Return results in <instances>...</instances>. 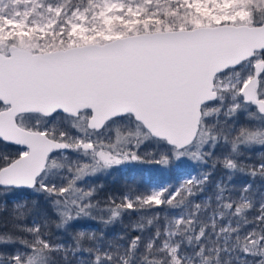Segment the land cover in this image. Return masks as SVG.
Instances as JSON below:
<instances>
[{"label": "snow or ice", "instance_id": "6c2138e0", "mask_svg": "<svg viewBox=\"0 0 264 264\" xmlns=\"http://www.w3.org/2000/svg\"><path fill=\"white\" fill-rule=\"evenodd\" d=\"M132 164L183 178L97 199L89 179ZM257 181L264 0H0V247L17 246L0 264H264ZM129 212L140 235L126 246L73 231Z\"/></svg>", "mask_w": 264, "mask_h": 264}, {"label": "trees", "instance_id": "16d2710c", "mask_svg": "<svg viewBox=\"0 0 264 264\" xmlns=\"http://www.w3.org/2000/svg\"><path fill=\"white\" fill-rule=\"evenodd\" d=\"M153 147V144H145L141 151H147ZM5 150L14 151L11 146H8ZM183 168L191 169L193 172L196 171L191 162H186ZM224 175L225 174L222 170H217L211 178L212 183L208 185L204 194L197 197V201L200 202L207 196L214 197L215 183L218 179L223 178ZM178 180V172L173 168L165 169L152 164H132L123 168L113 169L106 175H97L92 177L88 182L93 185H103L97 193V199L103 202L109 195L123 197L125 193L135 194L149 191L152 184L162 183L165 186L166 184L178 183ZM229 183L238 188L240 185L248 183V178L237 173ZM234 194L239 195L238 192ZM251 194H254L258 207L260 202L264 201V184H261L259 187V181L255 182V184H253V191L250 195ZM16 195L20 196L24 195V193H17ZM158 211L161 212V215L173 214V210L170 209H159ZM140 216L141 214L135 212L126 213L117 223L109 225L106 228L95 221L83 220L73 225V231L88 230L103 232L104 239L101 241L102 247H107V242L109 240H114L118 245L123 244L126 246L125 241L119 240L118 237L127 234V238L131 239L132 237L140 235L139 232L132 228V225L140 220ZM31 221L32 218L30 217L27 222L31 223ZM248 227L251 226L249 225ZM51 231L53 233V239L56 242L71 243V237L63 230H57L54 226H52ZM152 231L153 229H148V231L144 234L145 237L151 235ZM56 238L59 239L57 240ZM15 247L17 246L0 247V251L11 254ZM80 255L82 254H78V256ZM245 259L249 262V264H255V258L249 256ZM69 264H79V261L74 257L70 260ZM232 264H237V261L233 260Z\"/></svg>", "mask_w": 264, "mask_h": 264}, {"label": "rangeland", "instance_id": "374dc122", "mask_svg": "<svg viewBox=\"0 0 264 264\" xmlns=\"http://www.w3.org/2000/svg\"><path fill=\"white\" fill-rule=\"evenodd\" d=\"M127 165H124V166H121V168H123V167H126ZM184 167V165L182 166V168ZM183 170L185 171V172H191V173H194L191 169H184L183 168ZM178 172V171H177ZM178 177H179V179H182L183 177L182 176H180L179 175V173H178ZM164 187V184H162V183H159V184H152L151 186H150V190L151 189H159V188H163Z\"/></svg>", "mask_w": 264, "mask_h": 264}]
</instances>
